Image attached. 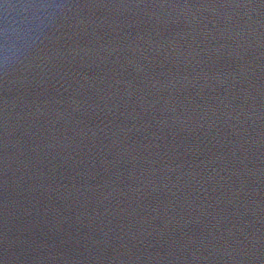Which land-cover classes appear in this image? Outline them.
I'll list each match as a JSON object with an SVG mask.
<instances>
[{"label":"water","instance_id":"water-1","mask_svg":"<svg viewBox=\"0 0 264 264\" xmlns=\"http://www.w3.org/2000/svg\"><path fill=\"white\" fill-rule=\"evenodd\" d=\"M0 264H264V0H0Z\"/></svg>","mask_w":264,"mask_h":264}]
</instances>
